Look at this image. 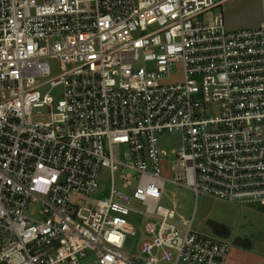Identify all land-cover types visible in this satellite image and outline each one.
<instances>
[{
	"label": "built area",
	"instance_id": "2783aa9c",
	"mask_svg": "<svg viewBox=\"0 0 264 264\" xmlns=\"http://www.w3.org/2000/svg\"><path fill=\"white\" fill-rule=\"evenodd\" d=\"M226 1L0 0V264L228 256L229 239L161 205L167 182L264 204V0L261 23L237 29L204 18ZM103 170L108 194L80 205L104 194Z\"/></svg>",
	"mask_w": 264,
	"mask_h": 264
},
{
	"label": "rangeland",
	"instance_id": "374dc122",
	"mask_svg": "<svg viewBox=\"0 0 264 264\" xmlns=\"http://www.w3.org/2000/svg\"><path fill=\"white\" fill-rule=\"evenodd\" d=\"M262 10L261 0H228L214 10L205 13L204 18L212 22L214 16L222 12L229 29L254 27L262 21ZM50 64V78H55L62 73L59 59H52ZM178 69L177 79L181 78L180 66ZM59 89L61 88L51 90L50 86H47L43 92L50 91L59 95L61 92ZM160 144L168 151L178 150L182 145V140L177 134L166 133L160 137ZM115 157L119 160L123 157L119 146L115 147ZM170 159H174L172 154ZM165 173L168 179H173L171 173L168 171ZM120 174V171L115 173V186L122 190ZM100 182L105 188L103 195L97 191L92 196H75L77 202L80 205H94L101 196L108 194L112 182L108 170H103ZM165 189L166 196L161 201V205L170 209L176 208L177 212L186 219L195 215L194 229L197 232L229 239L232 243L230 252L235 264H264L261 254L264 251V204L231 203L205 194H199L196 197L189 188L170 182L166 183ZM29 211L32 215L38 214L39 204L32 205ZM255 249L261 252L255 253Z\"/></svg>",
	"mask_w": 264,
	"mask_h": 264
},
{
	"label": "crops",
	"instance_id": "0c3cea01",
	"mask_svg": "<svg viewBox=\"0 0 264 264\" xmlns=\"http://www.w3.org/2000/svg\"><path fill=\"white\" fill-rule=\"evenodd\" d=\"M263 11V10H262ZM261 23V22H260ZM252 246V245H251ZM255 253L261 252V251H256V249L254 250ZM262 254V259L264 260V251L261 252ZM233 255L231 252H229L228 256L222 261L221 264H235L233 261Z\"/></svg>",
	"mask_w": 264,
	"mask_h": 264
},
{
	"label": "trees",
	"instance_id": "16d2710c",
	"mask_svg": "<svg viewBox=\"0 0 264 264\" xmlns=\"http://www.w3.org/2000/svg\"><path fill=\"white\" fill-rule=\"evenodd\" d=\"M221 233V232H220ZM224 234H226V232H223Z\"/></svg>",
	"mask_w": 264,
	"mask_h": 264
}]
</instances>
